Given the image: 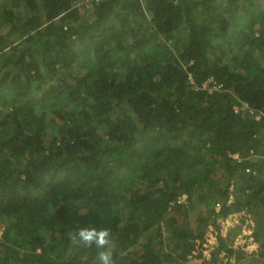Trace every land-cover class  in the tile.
Instances as JSON below:
<instances>
[{
	"label": "trees",
	"instance_id": "obj_1",
	"mask_svg": "<svg viewBox=\"0 0 264 264\" xmlns=\"http://www.w3.org/2000/svg\"><path fill=\"white\" fill-rule=\"evenodd\" d=\"M263 1L0 0V264H241L245 213L264 260Z\"/></svg>",
	"mask_w": 264,
	"mask_h": 264
},
{
	"label": "rangeland",
	"instance_id": "obj_2",
	"mask_svg": "<svg viewBox=\"0 0 264 264\" xmlns=\"http://www.w3.org/2000/svg\"><path fill=\"white\" fill-rule=\"evenodd\" d=\"M204 202L206 203L207 200H204ZM203 204L204 203H202V205ZM195 206H192L191 207L192 209H190L189 211V215H188L189 219H191V216H193V214L197 213L199 210L198 209L199 207L198 206L195 207ZM233 215L234 216L230 215L224 219L222 217L218 218L217 223L220 227L219 233L221 234V236H227L230 239L229 243L238 246L235 247V249H237L236 253L239 252L242 254V256H244L242 257L243 261L241 264H264V260L262 261L257 259L252 260L253 258L252 256L256 258V256L258 255L257 254L259 250L258 246L260 245V242H262L263 240V237H260L261 238V240H259L260 242L254 239V235L252 231H253V227L255 226V223L252 220V217L248 213L242 215V218L241 215L238 214L236 215L233 214ZM206 231L208 232V234H212V238L214 237V233L211 232V223H208L206 227ZM220 258L222 259V262L215 261L214 264H237L234 260L235 257H232L231 259L228 258L225 259L222 258L220 255Z\"/></svg>",
	"mask_w": 264,
	"mask_h": 264
},
{
	"label": "clouds",
	"instance_id": "obj_3",
	"mask_svg": "<svg viewBox=\"0 0 264 264\" xmlns=\"http://www.w3.org/2000/svg\"><path fill=\"white\" fill-rule=\"evenodd\" d=\"M69 239L83 248L97 249L96 264H116L112 253V233L107 227L80 226Z\"/></svg>",
	"mask_w": 264,
	"mask_h": 264
},
{
	"label": "built area",
	"instance_id": "obj_4",
	"mask_svg": "<svg viewBox=\"0 0 264 264\" xmlns=\"http://www.w3.org/2000/svg\"><path fill=\"white\" fill-rule=\"evenodd\" d=\"M86 1H94L98 2L100 0H86ZM177 203H186L187 202V196L186 194H183L179 196L176 200ZM220 208V203H215V211H218ZM212 234H208L205 236V242L201 243L198 239L196 243L198 244L197 247L193 248L186 256V261L183 262V264H202L205 260L210 259V250L212 248L213 243ZM199 244L202 245V249L199 248ZM200 249V250H199Z\"/></svg>",
	"mask_w": 264,
	"mask_h": 264
}]
</instances>
